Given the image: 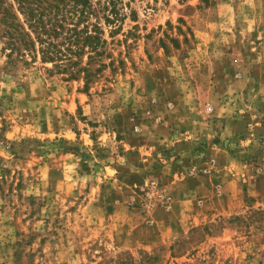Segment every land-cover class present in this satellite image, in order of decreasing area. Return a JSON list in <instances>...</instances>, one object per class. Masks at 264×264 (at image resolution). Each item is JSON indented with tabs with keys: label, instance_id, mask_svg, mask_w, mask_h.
<instances>
[{
	"label": "rangeland",
	"instance_id": "obj_1",
	"mask_svg": "<svg viewBox=\"0 0 264 264\" xmlns=\"http://www.w3.org/2000/svg\"><path fill=\"white\" fill-rule=\"evenodd\" d=\"M90 1L100 18L88 29L97 23L104 43L77 66L11 64L0 39V264H264L261 195L146 246L151 212L170 209L173 186L217 165L196 139L211 133L213 102L264 109V0ZM166 121L203 164L166 149L181 173L150 181L125 144L163 137ZM253 126L244 135L263 145ZM252 164L264 172V159Z\"/></svg>",
	"mask_w": 264,
	"mask_h": 264
},
{
	"label": "crops",
	"instance_id": "obj_2",
	"mask_svg": "<svg viewBox=\"0 0 264 264\" xmlns=\"http://www.w3.org/2000/svg\"><path fill=\"white\" fill-rule=\"evenodd\" d=\"M221 81L224 82V79ZM250 90L251 95L258 97L257 88ZM223 93L227 92L223 91ZM245 94L242 92L238 96L243 98ZM225 99L227 101L224 102L223 107L218 108L217 104L219 105L220 102H215L216 104L213 102L214 114L210 124L207 125L211 130L208 139L203 138L205 134L196 137L199 142L207 144L204 146L203 156L214 158L217 161L216 167L210 173L197 174L186 178L183 184L173 186L176 201L172 203L170 209L167 212L160 210L151 212L150 219L153 223L147 229V232L151 233L146 246L170 242L184 236L191 228L201 223L209 222L221 215L239 212L244 206V195L254 198L264 196V185H262L264 172H258L252 164L255 159L258 161L264 159V144L259 145L257 138L244 135L248 125H254L251 129L255 134H264V128L260 126L264 109L253 105L230 106L229 101L232 99L228 96ZM199 120L200 117L198 122H193V129L192 126L189 127L190 130L192 129L190 137H194L192 133L195 132V127L200 129ZM160 126L168 129L167 131L163 128V137H156V134H153V139L140 140L139 142L143 143L139 145L125 144L129 149V155L136 152L135 154L144 162L142 168L149 169L146 179L163 182L167 174L169 172L171 174L172 171L169 170L171 160H163L164 154L160 155L166 149L175 154H180L182 150L185 154L184 158L187 159L185 161H194L197 166L203 164L200 163L202 158L196 159L197 157L192 154V142L183 141L179 136L170 133L167 121L162 122ZM240 132L242 133L238 134ZM231 137H235L236 141L230 140ZM158 146L161 150L157 149ZM188 149L190 152H185ZM152 166L155 169H152ZM159 167L162 170H159ZM179 172L181 173V170L172 172V175H178ZM173 187L171 186L172 189Z\"/></svg>",
	"mask_w": 264,
	"mask_h": 264
},
{
	"label": "trees",
	"instance_id": "obj_3",
	"mask_svg": "<svg viewBox=\"0 0 264 264\" xmlns=\"http://www.w3.org/2000/svg\"><path fill=\"white\" fill-rule=\"evenodd\" d=\"M3 5L4 0H0V39L5 40L9 63L27 65V57L31 61L39 57L42 62L54 63L57 70H65V62L80 64L78 57L85 48L100 55L102 30L97 23L91 24L92 31L88 29L90 16L100 18L90 0H13ZM112 11L115 13V7ZM80 23L83 27L78 29Z\"/></svg>",
	"mask_w": 264,
	"mask_h": 264
},
{
	"label": "built area",
	"instance_id": "obj_4",
	"mask_svg": "<svg viewBox=\"0 0 264 264\" xmlns=\"http://www.w3.org/2000/svg\"><path fill=\"white\" fill-rule=\"evenodd\" d=\"M210 108H208V110H209Z\"/></svg>",
	"mask_w": 264,
	"mask_h": 264
}]
</instances>
